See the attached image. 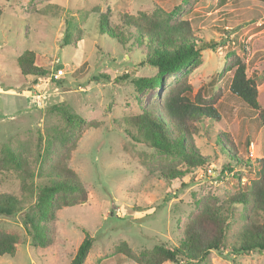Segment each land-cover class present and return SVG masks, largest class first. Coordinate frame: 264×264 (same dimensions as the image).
<instances>
[{
	"label": "rangeland",
	"instance_id": "rangeland-1",
	"mask_svg": "<svg viewBox=\"0 0 264 264\" xmlns=\"http://www.w3.org/2000/svg\"><path fill=\"white\" fill-rule=\"evenodd\" d=\"M0 8V150L20 152L33 173L22 187L17 172H5L0 191L16 195L27 206L60 161L86 190L84 203L56 210L46 224L51 241L45 246L30 243L22 213L0 215V229L18 236L15 254L0 256V264H70L85 232L93 242L83 264H141L154 246L182 242L191 220L214 210L227 213L230 184L237 177L241 183L248 181L253 172L237 166L230 173L222 170L223 153L215 143L219 131L231 139L225 144L219 138L227 152L236 149L243 158L264 154V127L253 110L229 93L232 71L226 69L240 55L246 74L257 81L264 107V46L255 52L254 60L260 57L261 64L249 60L255 41L264 42V0H0ZM154 10L189 20L197 39L217 42L214 50L201 51L197 61L167 75L164 83L168 88L184 80L192 95L201 88L207 95L220 93L219 119L185 138L208 160L207 172L187 169L178 158L143 144L134 128L133 136L124 131L129 116L157 107L164 88L136 93L133 79L154 69L139 64L142 53L130 41L122 44L100 35L98 19L105 17L109 27H118L124 13ZM28 51L47 75L21 74L16 59ZM58 67L65 73L56 78ZM63 108L83 119L81 128L65 122ZM171 170L183 173L167 180ZM240 209L235 208V217ZM240 223L230 220L228 244L234 243ZM228 247L211 250L195 264H264V251L235 254Z\"/></svg>",
	"mask_w": 264,
	"mask_h": 264
},
{
	"label": "trees",
	"instance_id": "trees-1",
	"mask_svg": "<svg viewBox=\"0 0 264 264\" xmlns=\"http://www.w3.org/2000/svg\"><path fill=\"white\" fill-rule=\"evenodd\" d=\"M224 2L225 0H219L221 4ZM98 33L106 34L122 44L130 41V46L142 53L139 64L154 69L151 75L133 79L136 93H142L149 88H164L157 107L143 108L141 112L129 116L126 121L128 127H124V131L133 136L131 128H134L136 136H139L137 138H140L138 140L143 144L154 148L158 153L178 158L187 169L204 168L205 171L208 160L198 147L187 145L185 138L189 136L191 139L196 131L208 129L212 122L219 119L216 102L220 93L214 91L207 95L201 88L192 95L191 85L184 80L168 88L164 83L167 75L189 67L199 59L201 51L214 50L217 42L212 39H197L189 20H174L155 10L150 13L138 11L134 15L124 13L118 27H109L106 18L100 16ZM239 46L244 49L243 43ZM262 46L264 42L255 41L253 47L257 49ZM127 49L128 52L131 50L130 47ZM16 62L22 75L37 78L48 74L47 70L35 64L31 51L18 56ZM246 66L240 55L233 56L231 63L226 66L228 71H232L228 91L253 110L256 119L264 127V107L260 105L257 81L253 75L246 74ZM61 112L67 124L81 128L84 122L81 117L69 113L64 108ZM219 134L223 136L225 144L231 142L229 135L221 131ZM221 135H218L215 143L223 153L222 162H225V165L222 170L230 173L234 166H237L253 172L252 177L243 183L237 177L238 180L230 184L233 193L229 198L227 213L214 210L191 220L185 227L182 242L177 246H154L148 260L141 264H161L165 261L195 264L207 259L211 250H220L228 245L230 251L235 254L252 250L264 251V154L259 158L239 157L234 146L231 148L235 151L231 154L219 140ZM248 143L246 141V145ZM5 172H17L22 187L33 177L26 159L10 147H2L0 150V183L4 181L2 175ZM181 173L183 171L171 170L165 176L170 180ZM232 174L235 177V172ZM47 181V184L39 187L33 203L27 206H24L23 201L16 195L0 191V215L22 213V223L33 246H45L50 243L46 224L53 220L57 209L84 203L86 200V190L82 183L63 161L52 166ZM237 206L241 209L235 217L234 210ZM235 218L241 222L242 228L234 243L228 244L227 226L230 220ZM92 242L90 234L85 232L70 264H83ZM17 244L18 236L15 233L0 229V256H13Z\"/></svg>",
	"mask_w": 264,
	"mask_h": 264
},
{
	"label": "built area",
	"instance_id": "built-area-1",
	"mask_svg": "<svg viewBox=\"0 0 264 264\" xmlns=\"http://www.w3.org/2000/svg\"><path fill=\"white\" fill-rule=\"evenodd\" d=\"M65 71L62 67H58L56 71H54V77L59 78L61 75H64ZM41 97H37V105L39 106L41 104Z\"/></svg>",
	"mask_w": 264,
	"mask_h": 264
},
{
	"label": "crops",
	"instance_id": "crops-1",
	"mask_svg": "<svg viewBox=\"0 0 264 264\" xmlns=\"http://www.w3.org/2000/svg\"><path fill=\"white\" fill-rule=\"evenodd\" d=\"M260 22H261L260 20H257V22L255 21V24L258 25V24H260ZM257 50H258V49L254 50L253 53L251 54V58L249 59V60H251L250 63H251L252 61H254L255 64H256V63L261 64L260 61H259V60H260V59H259L260 57H258V60H254V58L257 57L256 54H255V52H256ZM254 56H255V57H254ZM253 67H254V66H253ZM254 68H256V67H254ZM257 68H258V67H257ZM254 70H255V69H253L252 72H254ZM255 73H256V72H254V74H255ZM248 76H249V75H248ZM257 89H258V92H260V89H259L258 87H257Z\"/></svg>",
	"mask_w": 264,
	"mask_h": 264
}]
</instances>
